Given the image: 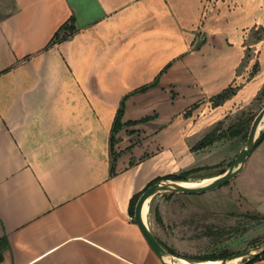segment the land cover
Returning a JSON list of instances; mask_svg holds the SVG:
<instances>
[{"label": "crops", "instance_id": "1", "mask_svg": "<svg viewBox=\"0 0 264 264\" xmlns=\"http://www.w3.org/2000/svg\"><path fill=\"white\" fill-rule=\"evenodd\" d=\"M237 1L0 0V264H162L130 200L179 169L193 116L248 89L212 104L264 35V0Z\"/></svg>", "mask_w": 264, "mask_h": 264}, {"label": "rangeland", "instance_id": "2", "mask_svg": "<svg viewBox=\"0 0 264 264\" xmlns=\"http://www.w3.org/2000/svg\"><path fill=\"white\" fill-rule=\"evenodd\" d=\"M226 1L230 4L231 0ZM241 2L242 0L237 1V7L240 9ZM244 22H238L237 28H241ZM256 30L257 27H252L248 35ZM238 33L239 31L237 35ZM234 37L237 38L236 35ZM261 37L262 40L256 47L245 51L240 68L245 73L238 85L234 84L237 92L245 86L248 89L240 96L237 94V102L230 104V110L217 113L208 106L204 111L193 116V121L188 127L195 130L196 141L217 121L221 120V129H225L239 117L255 116L264 106V35ZM227 47L224 50L226 55L221 58L220 66L216 68L219 83H212L213 91H216L214 89L218 86L220 88L228 86V82L225 81L230 76L231 60L235 57ZM218 53L223 56V52H215V50H212L211 55L217 56ZM248 64L249 67L246 69ZM253 64H257L255 74L258 76V81L252 84L250 81ZM220 91L218 90L216 94ZM183 104L184 101L180 100L179 109ZM244 142L240 134L233 138L218 139L198 151H193V145H189L185 148V153L180 154L179 169L174 172L179 174L191 168H198L188 174L183 181L189 184H202V180L214 178L219 172L226 170ZM166 143L170 141L167 140ZM168 193L170 192H161L151 198L145 217L152 232L175 251L176 257L197 264L205 260L189 259L217 255L221 252L231 254L263 243L264 139L252 150L241 171L222 186L199 194L169 195ZM154 208L161 217L160 223H156L153 219ZM169 259L176 261L175 258L169 257Z\"/></svg>", "mask_w": 264, "mask_h": 264}, {"label": "water", "instance_id": "3", "mask_svg": "<svg viewBox=\"0 0 264 264\" xmlns=\"http://www.w3.org/2000/svg\"><path fill=\"white\" fill-rule=\"evenodd\" d=\"M263 127H264V106L254 116L251 125L249 127L245 142L237 152L232 163L229 165V167L226 170H223L221 173L216 175L215 178H213V180H211L210 182L200 186L188 187V186H183L179 183V181H183V180L162 178L146 186L145 189L140 193L134 205L133 220L137 224L140 232L142 233L144 239L146 240L147 245L162 264H175L173 261L165 260V258L166 257L179 258V257H176L174 254L170 253L166 248H164L156 239L152 230L145 224L142 217V208L145 201L147 199L151 200L153 196L161 192L180 193V194H199V193L211 191L227 183L241 171L247 157L254 149V146L259 138L260 132L262 131ZM262 253H264V242L255 245L252 248L234 252L223 258L214 259V260L218 262L217 264H240L243 261L259 256Z\"/></svg>", "mask_w": 264, "mask_h": 264}, {"label": "trees", "instance_id": "4", "mask_svg": "<svg viewBox=\"0 0 264 264\" xmlns=\"http://www.w3.org/2000/svg\"><path fill=\"white\" fill-rule=\"evenodd\" d=\"M74 29H75V27L72 24L71 20L69 22H65L54 33V35L51 38L49 43H54V42H57V41H60L64 38H66L67 36H69L74 31ZM256 67L257 66L254 65V68H253L251 74H253L255 72ZM234 92H235V88L232 86H228L227 88H225L224 90H222L221 92H219L218 94H216L212 97V99H211L212 104L218 105L219 103H221L222 101L228 99L231 95H233ZM121 114H122V109L120 108L117 112V115H116V124L117 125H118L117 122L119 121V119L121 117ZM253 118H254V115L247 117V118L239 117V118H237L236 122L228 125L225 129H221V125H222L221 120L216 122V124L207 133H205L198 141H196L193 144L192 150L198 151L200 149H203V148L213 144L216 140L224 138V137L233 138V137H236V136H239L240 134H242V136L245 140L247 137V133H248V130H249V127L251 125ZM117 125L114 126V128L118 127ZM263 139H264V130H262L260 132L259 138H258L254 148L257 147ZM114 141L115 140L113 139L112 144ZM197 169L198 168H191V169L183 171L179 174H168V175H164L162 177L155 178L151 182H149L147 184V186L149 184L155 182V181L162 179V178H170V179H174V180H186L187 175L192 173L193 171H195ZM221 172H219V173H221ZM168 194L174 195V193H168ZM139 195H140V193L135 194L130 200L129 212L132 216H133L134 205H135V202H136ZM153 219L155 220L156 223L161 222V217H160L158 210L156 208L153 209ZM155 237L159 241V243L164 248H166L170 253H172L174 255L176 254L175 251H173L170 247H168L165 243H163L157 235H155ZM227 255H229V254L226 252H221L220 254H217V255L213 254L210 256L190 258L189 260H214V259L223 258ZM261 258H264V253H262L259 256L254 257V258H251L249 260L243 261L240 264H250L251 262L258 260V259H261Z\"/></svg>", "mask_w": 264, "mask_h": 264}, {"label": "bare ground", "instance_id": "5", "mask_svg": "<svg viewBox=\"0 0 264 264\" xmlns=\"http://www.w3.org/2000/svg\"><path fill=\"white\" fill-rule=\"evenodd\" d=\"M261 127V125H260ZM215 178V177H214ZM211 180H213V178H210V179H204L202 180L203 183L202 184H197V183H186L185 181H179V183L183 186H188V187H194V186H200V185H203V184H206L208 182H210ZM149 201L150 199H147L143 205V208H142V217H143V220L145 222V224L147 225V222H146V212H147V209H148V204H149ZM148 226V225H147ZM171 258V257H170ZM176 261L172 260V259H169V257H166L165 260L167 261H173L175 264H196V263H191V262H188L186 260H183V259H180V258H175ZM181 260V261H179ZM218 262L216 260H205V261H202V262H199L197 264H217Z\"/></svg>", "mask_w": 264, "mask_h": 264}]
</instances>
